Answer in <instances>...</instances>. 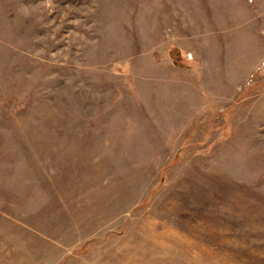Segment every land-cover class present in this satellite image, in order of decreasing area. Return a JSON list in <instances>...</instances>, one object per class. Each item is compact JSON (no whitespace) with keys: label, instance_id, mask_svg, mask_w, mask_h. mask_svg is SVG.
I'll use <instances>...</instances> for the list:
<instances>
[{"label":"rangeland","instance_id":"rangeland-1","mask_svg":"<svg viewBox=\"0 0 264 264\" xmlns=\"http://www.w3.org/2000/svg\"><path fill=\"white\" fill-rule=\"evenodd\" d=\"M0 264H264V0H0Z\"/></svg>","mask_w":264,"mask_h":264}]
</instances>
